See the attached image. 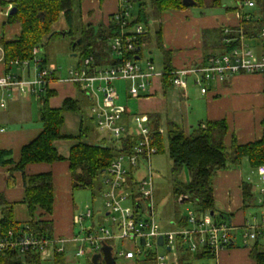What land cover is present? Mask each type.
Segmentation results:
<instances>
[{
    "label": "trees",
    "instance_id": "trees-1",
    "mask_svg": "<svg viewBox=\"0 0 264 264\" xmlns=\"http://www.w3.org/2000/svg\"><path fill=\"white\" fill-rule=\"evenodd\" d=\"M85 0H0V6L5 7L8 4L14 8L12 14H8L6 24L19 25L20 33L13 40L0 38V48L3 51V63L5 74H10L13 69V62L31 61L33 49L43 48L49 39L61 35L52 31V26L57 23L60 17L64 18L67 31L64 35L70 38L71 55L78 57L77 66H80L85 58L92 56L96 66L114 65V60L108 52V40L120 33L119 27L107 23H98L96 25L85 23L81 17V4ZM102 1V0H99ZM194 7H204L208 5L211 8L220 7V0H190ZM254 7L247 13H241L242 19L239 27L231 29L229 38H236L238 32H242L245 40L252 42L254 47L264 55V37H259V33L264 29V0H252ZM131 5H137V15L134 17L133 24H142L146 32L137 38L135 52L129 54L127 59L131 60L136 56L141 58L142 47L150 41L148 22L156 19L163 13L180 11L188 8L183 0H128ZM227 12H237L235 9H226ZM76 13V14H75ZM247 16V19L245 17ZM151 18V19H150ZM78 20V23L76 22ZM216 35V47L219 53L223 54L235 48L238 42L225 45V37L220 31L209 32ZM208 34L203 33L204 36ZM156 46L162 56L163 78L161 84L163 91L171 88L170 75L172 67L170 64V53L163 50L160 30L155 32ZM77 40H81L78 45ZM216 53L211 55H217ZM37 57V56H36ZM39 59V58H38ZM40 67L46 66V59L42 58ZM50 79V78H49ZM51 81H57L55 74ZM81 99H64L58 108H52L49 105V99L54 92L46 88L39 93L38 99L41 103L39 111V122L41 125L40 133L28 144L24 145L19 152V159L8 169L9 179L12 180V174L18 172L21 174L23 182L22 204L27 208L30 216L29 223H17L13 218L12 204L8 203L2 194H0V235L7 231H16L23 225H27L33 234L51 238L52 220L54 208V184L53 175L50 171L28 174L26 169L29 165L51 166L62 162V158L54 147L56 141H71L68 158V171L70 175V187L72 191L93 190L96 189L97 182L101 180L103 171L111 164L112 160L121 153L122 150L116 144L110 143L105 137L98 143H87V133L93 125L92 120L84 113V106L89 105L85 94L78 90ZM72 113L80 117L79 132L76 136L65 135L62 133L64 126V114ZM263 112H264V88H263ZM152 128L158 130L160 120L157 116H148ZM95 127V126H94ZM261 137L250 144L239 145L234 136L231 137L229 146L225 144V138L228 133V126L224 120L204 121L195 127L185 131L170 121L166 124L167 155L171 162V173L176 176L182 170L187 172L189 180L187 182L173 180L172 197L175 202L189 203L197 217L213 212L211 218L215 223L218 220L225 219L224 213L216 214L214 206L212 180L218 171L227 169L230 166L238 165L245 160L252 170L264 167V115L260 122ZM132 138H126L122 141L124 151H129L133 145ZM154 146L157 154L163 150V137L156 134ZM10 153L0 151V167H7L12 163L9 158ZM13 164V163H12ZM10 185V184H9ZM241 188L242 210L246 211L255 207L254 188L248 182H243ZM100 194V187L98 188ZM256 207H259L256 204ZM223 223V222H221ZM187 218L180 217L176 221L177 228L187 226ZM258 243H254L249 250V257L254 264H264V250H257ZM234 247L233 244L228 248ZM227 248V247H226ZM178 264H191L190 258L197 260H209L212 257L199 252L192 255L185 245L179 241L177 245ZM62 254H55L51 260L42 262L36 252H27L20 256L15 251L0 253V264H59L63 258ZM50 261V262H49ZM88 264H91L88 263ZM140 264H155L153 256L147 257Z\"/></svg>",
    "mask_w": 264,
    "mask_h": 264
},
{
    "label": "built area",
    "instance_id": "built-area-1",
    "mask_svg": "<svg viewBox=\"0 0 264 264\" xmlns=\"http://www.w3.org/2000/svg\"><path fill=\"white\" fill-rule=\"evenodd\" d=\"M117 9L109 21L119 27L120 33L108 40V52L114 60V65L96 66L92 56L84 59L80 66L69 70L67 82L83 92L89 101L87 107L88 118L94 123L95 129L105 135V138L116 144L121 151L112 160L111 164L103 171L100 180V197L103 202V222L109 227L85 226L87 220H92L93 212L84 207L72 217L73 227H78L79 232L71 238H48L33 234L27 225H23L16 231L9 230L0 235V253L15 251L23 256L27 252H36L42 262L50 260L55 254H62L67 244L76 245V256L84 255V247L96 254L100 248L109 242L118 241L121 249L114 253L111 248V256L114 262L119 260L138 262L140 258L145 260L153 256L155 264H177L179 241L186 246L192 255L205 252L211 256L204 260L203 264L216 262L220 251L228 248L232 243V234L236 229L226 223H215L206 213L197 217L193 211H188L187 226L183 228L165 230L156 221L153 201V182L150 170L151 158L157 154L154 146L156 134L162 136V129L157 131L152 128L147 115L131 113L126 106H121L119 94L113 86L115 81L126 82V96L131 100L149 96L151 81L155 77L163 78V72H158L151 61H146L144 67L137 63L141 58L136 56L127 59L129 54L136 49L137 38L146 32L142 24H133L130 10L132 5L128 0H116ZM252 9L254 2L244 0L239 4L238 14L242 19L241 9ZM12 6H6V14ZM247 19V16L245 17ZM225 45L238 42L230 51L210 55L205 58L198 67H187L172 70L170 84L172 88L186 90L188 80L192 79L201 95L207 94L211 85L223 84L228 79L241 74L257 75L264 80V55L256 54L248 45L242 32H238L236 38H229L231 30L224 28L222 31ZM264 37V29L259 33ZM1 49V48H0ZM2 53V50H1ZM38 49L34 48L31 61H14L13 66L21 72L34 63L36 74L32 80H23L18 75L3 74L0 76V90L17 91L20 96L39 95L43 92L52 76L56 73L55 67H40V61L36 57ZM137 58V59H136ZM50 78V79H49ZM59 81V79L57 78ZM9 98L11 96L8 95ZM4 99H0V107L4 106ZM4 129L0 128V133ZM132 138L133 145L128 151H124L122 141ZM145 163L144 168L140 164ZM144 169V170H143ZM258 176V198L255 203L262 208L260 223L255 224L246 220L243 228L244 239H256L262 235L264 229V167L255 170ZM242 228V229H243ZM158 238H162V245L158 244ZM158 249L165 254L158 255ZM155 252V253H154ZM170 258H172L170 260ZM208 261V263H206Z\"/></svg>",
    "mask_w": 264,
    "mask_h": 264
},
{
    "label": "crops",
    "instance_id": "crops-1",
    "mask_svg": "<svg viewBox=\"0 0 264 264\" xmlns=\"http://www.w3.org/2000/svg\"><path fill=\"white\" fill-rule=\"evenodd\" d=\"M83 4H85L86 7L81 13L82 20L94 25L98 23H107L114 12L118 10L116 0H85L82 2L81 8ZM97 13H99L101 17H97ZM7 16L6 6H0V38L2 37L9 41L15 39L19 35L21 27H19V25L6 24ZM158 19L161 21V44L163 50L170 53L172 70L200 66L206 57L220 52L219 48L216 47V35H211L209 32L220 30L222 32L224 28L231 30L239 27L241 23L238 12H230V14H226L225 17L221 16L215 20L211 17L196 19L193 17L192 11L187 8L180 11L163 13ZM205 32L208 33L206 34V36L209 37L208 39L203 35ZM1 50L2 49H0V76L5 74V67L2 60L3 51L1 53ZM40 59L41 58L38 60ZM30 66L27 69H22L18 78L24 79V75H27L28 78H31V76L34 77L36 69L34 68V72L31 74L30 70L32 69L33 71V68L30 69ZM46 66H48L47 59ZM49 67L52 66L50 65ZM158 72H163V69L160 71L158 70ZM10 74L16 75L13 74L12 71ZM58 74L59 72L56 71L55 76L59 81H51L47 86L49 90L54 92V95L49 99L50 107L58 108L62 101L67 98L82 100V95H80L78 89L67 82L60 81L61 79ZM189 80L196 91L193 89L190 90V88H188L189 84L184 91L172 87L163 91L161 78L155 77L151 81L149 96L140 97L138 100L129 99V101H133L132 112L127 106L126 108L136 115L157 116L160 121L164 118L178 126L187 124L189 128H193L191 127V123L199 124L204 121L224 120L228 126V133L224 144L226 146H229L232 136L235 137L239 145L250 144L260 139L262 134L260 122L264 115V80L262 77L248 74L236 75L223 84L211 85L209 89H207L208 92L205 95L200 94L192 79ZM10 93L11 96L9 98L8 95H10ZM33 97L39 101L37 95L23 97L15 90L11 92L0 90V99L5 100L4 106L0 107V128L4 129V132L0 133V151L9 152V158L13 163L7 167H0V194L3 195L8 203L12 204L13 214L15 212L14 205L19 202L22 203L23 182L21 174L18 172L12 174V180L10 181L7 171L13 168L18 161L20 149L32 141L41 131V126H33V103L31 102ZM84 107L87 111L88 106ZM183 121L185 123H183ZM20 124L24 125V127L19 130L18 126H20ZM79 127L80 117L66 112L64 114L62 133L76 136L79 132ZM84 141L89 143L86 139ZM72 145L73 143L71 141H56L54 147L58 154L65 159L64 161L55 163L51 166L42 164L29 165L26 169L28 174H37L47 171L52 173L55 194L54 208L58 187L62 181L60 175L64 174V171H66L70 179L66 159L68 158V151ZM241 163L230 166L225 170L218 171L212 180L211 188H213V202L216 214L219 215V213L222 212L226 217L225 219L218 220V222L229 224L236 229L232 234V243L234 247L220 251L218 257H216V262H211L212 264H254L249 257L250 249L245 248L246 250L240 251L235 244L238 232H240L247 220L246 211L242 210L240 186L243 182L248 181L244 180L245 177L243 178V171L241 169H231L247 168L245 164ZM248 168H250L249 165ZM249 183L251 184V182ZM5 186H7V188ZM66 207L65 223L64 219H61L63 215L56 214V208L53 209V214L51 216L53 223L51 237L53 238H71L72 235H76L71 222L73 215L77 212L76 208L66 219L67 211L70 212L68 206ZM28 220L29 218L25 217L23 223ZM173 226L172 229L176 227V221ZM161 228L165 229L164 227ZM53 232L56 234H53ZM262 235L264 237V229L262 230ZM107 246L113 248L109 244ZM193 258L194 257L190 258L191 264H203L205 262L204 260ZM171 259L172 258H170V260ZM120 262H122V264H140L142 261L128 262L126 260H121Z\"/></svg>",
    "mask_w": 264,
    "mask_h": 264
},
{
    "label": "rangeland",
    "instance_id": "rangeland-1",
    "mask_svg": "<svg viewBox=\"0 0 264 264\" xmlns=\"http://www.w3.org/2000/svg\"><path fill=\"white\" fill-rule=\"evenodd\" d=\"M244 0H220V7L218 8H211L208 7V5H204V7H188L187 9H190L193 13V17L196 19L198 18H203V17H211L214 20L217 18L225 17L226 14H230V12H227L226 9H235L238 7L239 4H242ZM89 4V3H87ZM85 4L82 5L81 8V13L85 9ZM251 9H248L246 7H243L241 9V13H247L250 12ZM97 11V9H96ZM130 13L132 17H136L137 15V5L134 4L132 5V8L130 10ZM76 14V13H75ZM97 17H101L99 13L96 15ZM220 16V17H218ZM151 19V18H150ZM76 22L78 23V20L76 19ZM87 22V21H86ZM85 22V23H86ZM148 22V28H149V37L150 41L147 42L143 47L141 51V59L137 62L139 63L138 65L144 67L146 64V61H152L154 67H156V70L160 71L162 69V56L159 51V49L156 46V41H155V32L160 30V25L161 21L158 19H151ZM112 24V23H111ZM52 31L53 32H58L61 35L53 37L47 41L46 45L43 48L39 49V52L37 55L38 58H46L48 61V66L50 65L52 67L58 68L57 71L59 72V77L61 80L65 81L67 79V72L76 67L78 63V57H73L71 53L69 52L70 50V38L66 35H64L67 31V26L64 21L63 17H60L57 23H55L52 26ZM209 38L208 36H205V38ZM213 37V36H212ZM211 38V37H210ZM249 46L253 48V51L256 54H263L261 50L259 51L256 47L252 46L254 45L252 42H247ZM30 70L31 74L34 72V63L30 64ZM12 73L19 75L20 71L18 70L17 67H13ZM35 76V75H34ZM23 80H32L33 76L31 78H28L27 75L23 76ZM190 82V83H189ZM189 84V85H188ZM188 88L190 90H194L195 87L191 84V81L188 80ZM127 83L123 81H115L113 83V86L116 88L117 93L119 94V101L117 102L121 106H127L130 111L132 110L133 107V101H129L128 98H126V89H127ZM196 91V90H194ZM183 100V99H181ZM31 102L33 103L32 107V121H33V126L35 127H40L41 125L39 122V109H40V102L37 101L35 97L31 99ZM84 113L88 116L86 113L87 111L85 110V107L82 108ZM132 112V111H131ZM192 121V120H190ZM167 120L162 118L160 121V127L159 129H162V137H163V150L162 152L154 155L151 158L150 161V170H151V175H152V182H153V201H154V208H155V218L158 224L161 227H164L165 229H172L174 226L173 224L175 221H177L180 217L186 216L188 211H192L193 208L191 204L189 203H178L175 202L173 197H172V183L174 179H177L178 181L182 182H187L189 180V176L187 175V172L185 170H182L180 173H178L176 176H173L171 173V162L168 158L167 155V138H166V124ZM183 123H185L183 121ZM197 124L191 123V127H195ZM24 125L20 124L18 126V129L20 130ZM91 130L87 133V138L89 143H98L100 139L104 138L105 135L99 133L95 127L94 123L93 125H90ZM181 127L185 131H189L190 128L187 126V124H182ZM85 140V138H84ZM12 157V156H11ZM241 164H245L247 168H231L234 170H239L241 169L243 171V178L244 180L251 182V185L254 188V196L255 198H258V176L257 172L252 170L251 168H248V165L245 160L241 161ZM146 165L145 163L140 164V168H144ZM146 169V168H144ZM143 169V170H144ZM61 182L60 186L58 187V192L56 194V204H55V210L56 214L63 215L61 219H64V223L66 222L65 220V209L68 206L69 211H67L66 214V219L68 215L70 216V213L76 208L77 212L83 211L84 207H88L92 210L93 212V218L92 220H87L85 222V226H90L91 223L94 224V226L99 225V226H104V227H109V224L107 222H103V202L100 197V194L98 192V188L100 187V181L97 182L96 189L93 190H88L85 189L83 190H76L72 191L70 189L69 185V176L66 171H64V174H61ZM7 188V186H5ZM14 214L13 218L19 224L23 223V220L25 217H28L30 220V216L28 214L27 208L24 204L21 202L16 203L14 205ZM76 212V213H77ZM263 210L261 207H255L252 209L246 210V219L249 223H253L252 217H255V224L260 223V217ZM59 219V218H58ZM29 220L26 221L29 223ZM73 230L75 234H78L79 229L78 227H73ZM247 230L245 228L241 229L240 232H238L237 238L235 240L236 246L241 250H246L250 249L253 247L254 243H258L257 250L262 251L264 250V237L263 235L258 236L256 239H244L243 235ZM53 234H56L53 232ZM113 247L114 253L118 252L121 248V243L118 241H112L108 243ZM76 245L74 244H67L66 245V250L63 255V258L59 262V264H88L91 262V258L93 255H95V252L90 251L87 249L86 245L84 247V255L78 257L76 256ZM155 253V252H154ZM158 255L165 254V251L162 249H158L156 252ZM144 259V258H143ZM142 258H140V261H143ZM121 260L117 259L115 262L116 264H122L120 262ZM50 262V261H49ZM208 263V261L206 262ZM211 263V262H210ZM47 264H52V262L47 263Z\"/></svg>",
    "mask_w": 264,
    "mask_h": 264
},
{
    "label": "water",
    "instance_id": "water-1",
    "mask_svg": "<svg viewBox=\"0 0 264 264\" xmlns=\"http://www.w3.org/2000/svg\"><path fill=\"white\" fill-rule=\"evenodd\" d=\"M183 3L185 6L191 7L193 6V2L190 0H183ZM14 8H11L10 12L8 14H12L14 12ZM78 45L81 44V40H77ZM75 57V55H72ZM137 59V58H136ZM213 215V212L210 213V216ZM158 244L162 245V238H158ZM100 253L95 254L91 258V264H115L114 259L111 256V248L104 245L102 248H100ZM102 262V263H101Z\"/></svg>",
    "mask_w": 264,
    "mask_h": 264
}]
</instances>
